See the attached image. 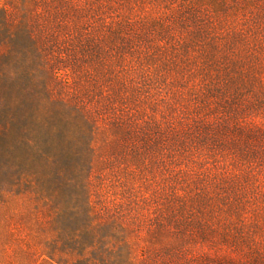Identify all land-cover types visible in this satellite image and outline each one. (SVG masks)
Returning a JSON list of instances; mask_svg holds the SVG:
<instances>
[{"label": "rangeland", "instance_id": "rangeland-1", "mask_svg": "<svg viewBox=\"0 0 264 264\" xmlns=\"http://www.w3.org/2000/svg\"><path fill=\"white\" fill-rule=\"evenodd\" d=\"M33 1L0 0V9L15 14ZM77 2L99 53L69 41L34 53L24 93L10 103L17 109L0 115V264H243L264 255V0ZM52 19L42 14L24 32H75ZM203 25L211 39L202 32L189 44ZM241 67L251 84L228 94L238 133L221 119L216 91ZM59 118L70 125L66 153L38 135ZM246 144L262 158H244ZM243 224L257 234L254 251Z\"/></svg>", "mask_w": 264, "mask_h": 264}, {"label": "trees", "instance_id": "trees-1", "mask_svg": "<svg viewBox=\"0 0 264 264\" xmlns=\"http://www.w3.org/2000/svg\"><path fill=\"white\" fill-rule=\"evenodd\" d=\"M46 2L47 0H34L33 9L26 8L29 5L28 2H25V10L15 14L0 9V103L2 104L0 115L2 117L4 115H12L14 110L17 109L16 107L13 108L10 103L12 100H16V97L18 98L20 94L24 93L25 83L23 81L25 78H29L30 68L28 69L27 66L34 53L41 54L42 51L44 52V48L45 50H51L52 46L55 47L58 46V44H64V47H66L68 41L70 42L69 46H71L72 43L77 44L76 46H79L82 49V53L86 54L87 57L90 56L92 58L93 55L96 56L100 51L99 48L96 49V45L94 44V34L92 31V28L94 29V27L89 26L91 29L88 30L86 28H80L79 26L85 24V20L83 21L81 18L83 17L82 12L85 10V7L78 4L77 0H54V3L51 5H48ZM40 3H45L43 6L48 10L42 9ZM39 7L41 10H38ZM42 14H50L51 17L53 16V26L55 25L58 29L62 30V32H70L72 27L75 32L71 35L67 34V36H65V33L61 34L59 32L58 34H55L53 32L48 36H45V38H39L41 40H38L37 37L30 34L27 36L24 32V27H28L30 24H36V19L42 16ZM194 15L192 16L194 17ZM14 17L16 20L13 19ZM48 23L52 24L50 21H48ZM103 24H108V22L104 21ZM208 28V25H203L196 29L194 34L191 35L189 44H194L197 39L202 40V32L205 34L204 37L211 39L207 37L208 35L210 37L212 36V34L209 33ZM70 37H72V39H70ZM8 40L10 41L8 43H11V45L9 47L4 46ZM5 48L9 49L7 53L3 52ZM7 69H11L12 76L10 75L8 77V73H6ZM225 71L228 72V68ZM246 71L241 67V71L234 72V77L230 76L234 81L228 82L227 80L226 82H223L222 91H216V94L218 95L217 98H219L217 100L220 101L219 107L222 109L223 114L221 119L224 120L225 125L228 123V131L230 132L240 133L243 130L242 125H238L236 122L232 121L233 119L231 117L233 113L231 110H228V102H230L229 99L231 98H229L228 94H230V91L241 94L245 92L244 89L240 90L237 86L247 87V85L251 84V82L249 83L251 80L246 81V77H250ZM231 72L232 70H230V73ZM251 79L258 82L256 77H251ZM208 93H211V91L209 90ZM247 93H250V91L248 90ZM227 117L228 119H225ZM58 120L59 121L44 126L43 128L40 127L38 135H40V137H45L47 144L51 145V147L55 148L58 152L66 153L70 150L65 146V143L69 142L65 139L67 138L66 131H68V128L70 130V125L62 118H59ZM8 127L7 130H9ZM65 128L67 129L65 130ZM6 134L0 133V143L2 140L4 141ZM246 145L247 146L244 147L247 150L245 149L242 152L244 158L248 157L250 160L252 157L257 160L262 158V154L257 151V149L255 150L251 144ZM258 156H260V158H258ZM260 163L261 164H258V166L264 165L262 162ZM248 167L251 168V166ZM252 209L256 211L262 209V207L252 206L251 210ZM240 235L245 248L250 251L257 249L259 245V243L257 244V234L254 233L252 229H249V225L243 224ZM243 264H264V255L262 253L261 255L257 254L256 256L250 257L249 260L244 261Z\"/></svg>", "mask_w": 264, "mask_h": 264}]
</instances>
